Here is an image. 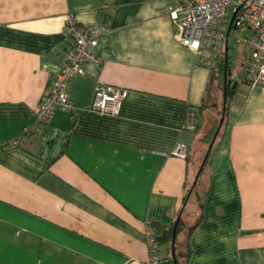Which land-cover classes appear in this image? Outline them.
<instances>
[{
  "label": "crops",
  "instance_id": "obj_1",
  "mask_svg": "<svg viewBox=\"0 0 264 264\" xmlns=\"http://www.w3.org/2000/svg\"><path fill=\"white\" fill-rule=\"evenodd\" d=\"M177 2L0 0V264H143L150 227L165 264H264V81L230 72L193 185L211 142L185 126L221 78L179 43ZM70 15L104 28L100 64L70 81L73 112L39 122ZM100 86L127 91L118 116L91 110Z\"/></svg>",
  "mask_w": 264,
  "mask_h": 264
},
{
  "label": "built area",
  "instance_id": "obj_2",
  "mask_svg": "<svg viewBox=\"0 0 264 264\" xmlns=\"http://www.w3.org/2000/svg\"><path fill=\"white\" fill-rule=\"evenodd\" d=\"M167 12L178 27L179 43L208 65L213 64L223 51L229 20L235 14V30L241 25L247 27V34L236 41L243 49V76L253 82L264 81V0H178ZM64 28V36L70 44L61 55V68L53 75L36 111V120L43 123L49 122L56 112H73L74 106L68 97L70 81L83 76L84 62L95 66L100 64L95 47L104 28L95 24L79 26L72 15L67 18ZM126 94L123 89L100 86L91 110L106 116H118ZM192 116L193 113L188 114V117ZM194 127L195 124H187L185 129L192 131ZM174 154L186 157V147L177 145ZM145 239L148 253L143 264H165L159 256L151 227L147 228Z\"/></svg>",
  "mask_w": 264,
  "mask_h": 264
},
{
  "label": "rangeland",
  "instance_id": "obj_3",
  "mask_svg": "<svg viewBox=\"0 0 264 264\" xmlns=\"http://www.w3.org/2000/svg\"><path fill=\"white\" fill-rule=\"evenodd\" d=\"M229 36L227 38V45L229 46V67L231 69V73L232 75H236L238 73V68L241 65V62L243 61V57L241 52V48L242 45L241 44H237L236 41L238 40V38H243L246 34H247V27L245 25H241L237 28V30L235 29H231L229 32ZM226 47V46H225ZM223 51L225 50V48L223 47L222 49ZM223 51L218 54L216 56V61H225V57H224V53ZM216 61L209 65V66H213L212 68H210V70L213 71L212 76L216 73V74H220V78L222 79V75L221 73L216 70L218 69L217 67L214 68V64L216 63ZM231 75V74H230ZM229 75V76H230ZM217 84L214 86L215 90H213V98L212 100L208 101V106H210L208 108V110L205 111V123L203 121V125L201 126V128H203L202 130H205L206 132L213 131L214 128L218 127V123L220 121L221 117V112L223 111V87H224V81H216ZM215 105V106H213Z\"/></svg>",
  "mask_w": 264,
  "mask_h": 264
},
{
  "label": "trees",
  "instance_id": "obj_4",
  "mask_svg": "<svg viewBox=\"0 0 264 264\" xmlns=\"http://www.w3.org/2000/svg\"><path fill=\"white\" fill-rule=\"evenodd\" d=\"M226 45H227V40L225 39L224 44H223V47L225 48ZM229 49L230 48L227 45V50H226V59L227 60H226V67H225V69H224V61H216L215 66L213 68V69H215V67H217L218 69H216V70H218L221 73L222 76H223V74H224V72L226 70V75H227L226 76V81H227V85L225 83L224 84V87H223V90H225V93H226V98H225V101H224V104H223L225 106L224 107V113L227 110V103H228L229 99L234 95L233 91H234V88H235V85H236V82L231 81L230 78H229V75H230V72H231V69L229 67V59H230V57H228L229 56ZM241 50L242 51H240V52H241V54H243V49L241 48ZM223 53H224V57H225V50L223 51ZM211 72L213 74V71L212 70H211ZM218 75L220 76V74H216L215 79L216 78H219ZM222 113H223V111L221 112V115H222ZM200 128H201V125H198L197 124L195 126V128H194V131H198V129H200ZM208 131L209 132H207L206 136L204 137V142L207 143V144H209L211 142L212 138L214 137V135H215V133L217 131V128L215 127L213 131H210V130H208ZM185 158L186 159L188 158L187 159V161H188L189 160V155L187 154ZM176 226L177 227H176L175 233H178L182 229V226L180 224V221L177 222ZM192 230H193V227L189 229V233ZM187 254H188V251H187V253L182 254L180 256L186 257Z\"/></svg>",
  "mask_w": 264,
  "mask_h": 264
},
{
  "label": "water",
  "instance_id": "obj_5",
  "mask_svg": "<svg viewBox=\"0 0 264 264\" xmlns=\"http://www.w3.org/2000/svg\"><path fill=\"white\" fill-rule=\"evenodd\" d=\"M234 17H235V14L234 15H232L231 17H230V20H229V25H228V27H227V30H226V40H227V38H228V36H229V32H230V30L231 29H235V27H236V25L235 24H233V20H234ZM233 24V25H232ZM226 50H227V45H226V47H225V61H224V69H225V67H226ZM225 74H224V81H225V83H226V85H227V81H226V70H225V72H224ZM224 99H225V97H226V93H225V90H224ZM222 122H223V118L222 119H220V121H219V123H218V127H217V131H216V133H215V135H214V137H213V139L211 140V143L208 145V147H207V151H206V155L204 156V158H203V160H202V162H201V164L199 165L200 166V169L198 170V172H197V174H196V176H195V180H194V182H193V185H195V183H196V180H197V176H198V174L200 173V170L202 169V167H203V164H204V162L206 161V159H207V157H208V152H209V150L211 149V147H212V145H213V143H214V139L216 138V135H217V133H218V131H219V127H220V125L222 124ZM179 219H180V216H178L177 217V219H176V221L174 222V229H173V232H172V247H171V250H172V259L174 260V250H173V246H174V242H175V231H176V224H177V222L179 221Z\"/></svg>",
  "mask_w": 264,
  "mask_h": 264
}]
</instances>
